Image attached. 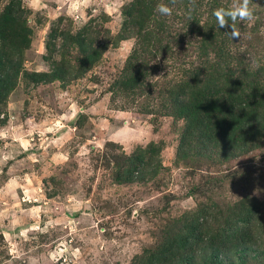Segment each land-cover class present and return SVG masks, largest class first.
Segmentation results:
<instances>
[{"label":"trees","instance_id":"1","mask_svg":"<svg viewBox=\"0 0 264 264\" xmlns=\"http://www.w3.org/2000/svg\"><path fill=\"white\" fill-rule=\"evenodd\" d=\"M160 3L172 8L171 16L156 10ZM233 5L129 0L116 33L97 27L94 18L76 26L63 16L45 41L50 69L30 70L31 10L23 0H0V114L20 87L57 81L66 87L95 68L108 49L134 39L109 85L113 99L139 102V111L157 127L161 118H171L179 133L174 164L184 165L188 175L206 171L187 191L194 208L163 217L171 200L164 194V203L151 211L159 219L154 241L129 264H264V199L256 196L264 193V31L260 12L253 10L250 20L236 21L238 37L231 27H219L214 10ZM86 118L81 113L72 123L80 128ZM161 150L153 141L126 153L110 140L100 162L119 185L158 181L166 169Z\"/></svg>","mask_w":264,"mask_h":264},{"label":"rangeland","instance_id":"2","mask_svg":"<svg viewBox=\"0 0 264 264\" xmlns=\"http://www.w3.org/2000/svg\"><path fill=\"white\" fill-rule=\"evenodd\" d=\"M23 1L35 28L25 66L49 70L45 41L60 17L72 18L76 26L94 18L97 27L116 33L129 0ZM249 7L260 12L264 31V3L257 0ZM133 45L134 39H128L108 49L95 68L66 87L58 81L22 86L2 108L0 264H129L154 241L159 219L151 211L164 203L160 199L165 193L171 200L163 217L195 207L187 191L206 171L190 176L184 165L174 164L179 133L172 119L161 118L157 127L151 115L139 111V102L132 106L122 97L114 100L109 91ZM81 113L87 118L77 128L72 120ZM110 140L126 153L160 143L166 169L158 181L114 182L111 168L100 162ZM256 196L264 199V193Z\"/></svg>","mask_w":264,"mask_h":264},{"label":"clouds","instance_id":"3","mask_svg":"<svg viewBox=\"0 0 264 264\" xmlns=\"http://www.w3.org/2000/svg\"><path fill=\"white\" fill-rule=\"evenodd\" d=\"M172 4H175L176 0H170ZM250 0H242V2L231 6L229 9L218 8L214 10L218 26L221 28L231 27V36L238 37L239 31L235 27L236 21L250 20L252 18V9L249 8ZM161 15L171 16L172 8L168 4L160 3L156 9ZM231 21V25L229 22Z\"/></svg>","mask_w":264,"mask_h":264}]
</instances>
